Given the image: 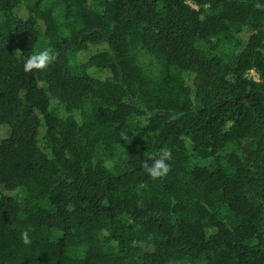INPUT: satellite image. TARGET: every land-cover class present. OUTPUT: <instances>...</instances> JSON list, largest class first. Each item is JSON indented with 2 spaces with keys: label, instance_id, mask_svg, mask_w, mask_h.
Instances as JSON below:
<instances>
[{
  "label": "trees",
  "instance_id": "trees-1",
  "mask_svg": "<svg viewBox=\"0 0 264 264\" xmlns=\"http://www.w3.org/2000/svg\"><path fill=\"white\" fill-rule=\"evenodd\" d=\"M22 2L0 0V264H264V0Z\"/></svg>",
  "mask_w": 264,
  "mask_h": 264
},
{
  "label": "clouds",
  "instance_id": "clouds-1",
  "mask_svg": "<svg viewBox=\"0 0 264 264\" xmlns=\"http://www.w3.org/2000/svg\"><path fill=\"white\" fill-rule=\"evenodd\" d=\"M260 5H257L259 7ZM54 55L51 49H44L33 54H30L24 64L23 70L25 72H31L33 70H43L54 60ZM172 159V150L168 148L160 149L156 154L150 157V163L145 161L143 163L144 171L152 179H159L166 176L170 170L171 165L169 161ZM24 244H29V235L25 231L22 234Z\"/></svg>",
  "mask_w": 264,
  "mask_h": 264
},
{
  "label": "rangeland",
  "instance_id": "rangeland-1",
  "mask_svg": "<svg viewBox=\"0 0 264 264\" xmlns=\"http://www.w3.org/2000/svg\"><path fill=\"white\" fill-rule=\"evenodd\" d=\"M23 4H32L33 3V0H22ZM44 49H47L45 46H42L41 48L38 49V51H41V50H44ZM143 63H148L149 61H142ZM150 63H151V60H150ZM249 78H253V79H256L257 80V76L254 74V73H250L248 75ZM5 130L4 129H0V136H2L4 134ZM14 195H16V197H21L22 196V193L20 191H16L14 193Z\"/></svg>",
  "mask_w": 264,
  "mask_h": 264
}]
</instances>
